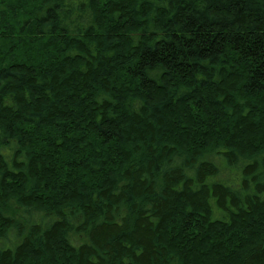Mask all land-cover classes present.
Instances as JSON below:
<instances>
[{"label": "trees", "instance_id": "trees-1", "mask_svg": "<svg viewBox=\"0 0 264 264\" xmlns=\"http://www.w3.org/2000/svg\"><path fill=\"white\" fill-rule=\"evenodd\" d=\"M0 264H264V0H0Z\"/></svg>", "mask_w": 264, "mask_h": 264}]
</instances>
